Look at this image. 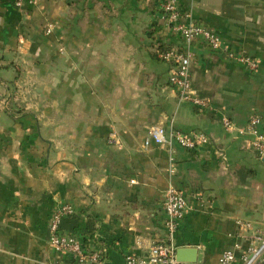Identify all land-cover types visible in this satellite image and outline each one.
Wrapping results in <instances>:
<instances>
[{"label": "crops", "instance_id": "0c3cea01", "mask_svg": "<svg viewBox=\"0 0 264 264\" xmlns=\"http://www.w3.org/2000/svg\"><path fill=\"white\" fill-rule=\"evenodd\" d=\"M35 1L20 11L0 0V264L67 260L48 242L61 205L75 209L63 232L104 246L102 264L145 254L140 243L165 236L170 186L187 202L175 243L196 247L201 264H219L236 220L264 230V158L239 133L252 114L264 130V0H177L231 52L257 63L251 70L197 40L191 77L215 110L206 113L179 100L173 64L156 56L158 45L185 47L158 33L159 0ZM158 125L203 133L209 144L146 146Z\"/></svg>", "mask_w": 264, "mask_h": 264}, {"label": "built area", "instance_id": "2783aa9c", "mask_svg": "<svg viewBox=\"0 0 264 264\" xmlns=\"http://www.w3.org/2000/svg\"><path fill=\"white\" fill-rule=\"evenodd\" d=\"M35 0H13V4L23 11L27 4H35ZM158 19L160 35L177 36L184 42V50L161 47L158 45L156 56L166 62L172 63L169 83L177 92L180 101L191 103L199 113L215 111L209 100L200 97L193 87L191 77L192 53L191 46L199 39L212 51L219 52L229 59L249 67L257 68V63L250 59L239 57L228 47L224 46L221 38L209 27L196 22L191 14L183 12L177 0H159ZM53 25L46 28V34H51ZM225 130H234L233 121L222 112L215 113ZM262 118L259 114L249 116L247 123L239 133L249 136V146L259 157L264 158V130L261 128ZM158 146L171 145L176 142L187 150H196L200 146L209 144V138L200 132L181 133L175 130H165L163 126H154L149 129L146 146L150 142ZM110 142L117 144L115 137ZM172 173L173 169H169ZM162 206L165 213V236L149 243L140 245L145 250L142 255H127L123 264H201L179 262L176 259L178 246L175 235L183 222L187 202L183 192L170 186L165 192ZM75 215V209L70 205H61L57 208L49 222L48 242L50 247L61 257L68 259L58 260L53 264H102L105 261L107 249L104 246L87 247L83 244L81 236L68 234L62 230V222ZM238 232L235 234L233 244L224 250L219 257V264H264V230L251 221L238 219L235 221Z\"/></svg>", "mask_w": 264, "mask_h": 264}, {"label": "water", "instance_id": "95a60500", "mask_svg": "<svg viewBox=\"0 0 264 264\" xmlns=\"http://www.w3.org/2000/svg\"><path fill=\"white\" fill-rule=\"evenodd\" d=\"M176 259L179 262L196 263L198 261V249L196 247H178Z\"/></svg>", "mask_w": 264, "mask_h": 264}, {"label": "trees", "instance_id": "16d2710c", "mask_svg": "<svg viewBox=\"0 0 264 264\" xmlns=\"http://www.w3.org/2000/svg\"><path fill=\"white\" fill-rule=\"evenodd\" d=\"M159 29H160L159 26H157V30H158V31H159ZM87 241H88L87 239H84V238H83V244H84L85 246H86V244H87Z\"/></svg>", "mask_w": 264, "mask_h": 264}]
</instances>
